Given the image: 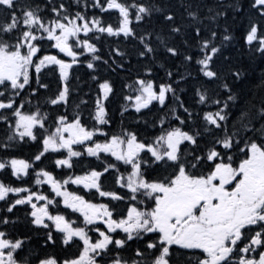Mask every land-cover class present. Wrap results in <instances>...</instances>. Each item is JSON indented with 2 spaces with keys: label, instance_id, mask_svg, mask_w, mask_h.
<instances>
[{
  "label": "snow or ice",
  "instance_id": "obj_1",
  "mask_svg": "<svg viewBox=\"0 0 264 264\" xmlns=\"http://www.w3.org/2000/svg\"><path fill=\"white\" fill-rule=\"evenodd\" d=\"M92 6L117 10L115 22L70 11L65 0L43 7L31 0H0V124L5 128L0 172L18 184L0 180V202L6 206L0 212V264H172L174 254L184 256L183 264H264V97L241 102L235 85L243 72L228 51L234 36L227 25L220 31L219 24L204 23L226 18V12L209 8L210 17H201L189 0L181 5L185 22L167 0H92ZM249 6L255 18H249L243 40L264 56V0H250ZM227 8L244 11L241 0ZM133 17L137 27L146 25L142 31L133 26ZM102 34L138 42L137 59L148 61L123 85L130 91L123 97L129 107L140 113L154 101L165 106L171 94L172 104L156 122L158 134L141 138L124 127L104 131L110 124L104 101L114 92L109 79L98 85L91 127L79 105L71 117L56 115L51 124L39 102L24 111L22 90L31 88L32 77L38 88L48 87L40 82L44 70H58L63 83L48 99L56 106L67 104L73 65L85 63L97 72L102 63L105 71H128L123 63L128 52L111 50L120 63L99 54L92 41ZM161 49L168 60H179L183 74L159 62ZM157 64L164 69L163 82L149 78ZM190 81L194 103L186 106L178 93ZM30 142L36 151L24 158L19 149ZM52 156L50 164L62 171L74 167V157H95L99 163L57 178L44 163ZM110 172L114 190H105L102 178ZM71 185L82 188L69 190ZM97 195L108 202H94ZM18 206L24 207L33 235L15 231ZM73 246L76 250L68 252Z\"/></svg>",
  "mask_w": 264,
  "mask_h": 264
},
{
  "label": "trees",
  "instance_id": "obj_2",
  "mask_svg": "<svg viewBox=\"0 0 264 264\" xmlns=\"http://www.w3.org/2000/svg\"><path fill=\"white\" fill-rule=\"evenodd\" d=\"M31 2L43 7L45 3L51 5L52 3H58L59 0H31ZM128 2L131 3V0H128ZM167 2L170 3L177 16H183L185 22H187L188 18L181 5L182 3L189 2V0H167ZM65 3L71 5L69 9L70 11L85 12L88 18L98 16L106 23H114L118 16L117 10L101 12L99 8H94L92 6V0H87V7H85V0H65ZM77 3H79V7H77ZM191 3L193 5L192 10L199 8V14L201 17H210L211 14L208 11L209 8L226 12V18L219 17L217 21L205 19L204 23L210 28L219 24L220 31H222L225 25L228 26L230 32L234 36V39L229 44L228 51L232 55V63L236 67H239L243 72L241 79L235 85V89L240 93L241 102L250 100L258 103L259 100L264 97V87L261 86L264 84V56L255 50H250L249 45L243 40V35L247 28L249 18H255V13L249 6L250 0H241L244 11L240 13H235L231 8H227V5L233 3V0H191ZM0 16H2V13H0ZM132 23L134 27H137V22L134 20V17ZM153 23L158 24V20H154ZM145 26L146 25H140L137 27V31H142ZM80 36L83 38L84 34L81 33ZM153 39H155V37H153ZM92 42L97 43V47L100 50L99 54L103 59H108L109 63H111L112 59H117V63L121 62L112 54V49L119 47L121 51L128 52L129 55L125 56L123 59L125 68L128 69V71H120L119 69L115 73L105 71V66L102 65V63L100 64V70L97 72L88 69L85 63L73 65V68L70 70L68 82L70 91L67 98V104L61 102L56 106L50 105L48 99L50 97L54 98L59 88L63 86V83L59 81L58 74L52 70L50 77L43 80L48 85V88H39L40 95L32 93V88H35L34 85H32L31 89L21 96V99L26 96L24 100L25 105L32 110L37 102H39L42 111L49 113V124H51L54 116L64 114L65 112L71 117L76 111V106L79 105V111L84 118V121L89 127H91L94 121L90 119V113L94 111V103L99 96L98 85L104 79H109L113 84L114 92L110 94L106 101H104L108 112V118L110 120V124L106 126L104 130L107 132H110L111 130L112 132L118 133L121 127H124L129 131H136L141 138L152 137L158 134L160 125L156 122L160 116L167 112L168 105L172 104L171 94H169L165 106H161L158 102H154L149 105V108L142 109L140 113H137L134 108L129 107L127 102L123 99L125 95L130 94V91L124 89L123 85L133 80L138 71L142 72V64L148 63V61L138 60L135 55V49L138 42L126 40L122 35L120 37H108L107 34H102L99 41H96L93 38ZM159 62L165 63L166 67H171L173 72L178 71L181 74L184 73V68L178 67L180 63L179 60H168L163 54V49L160 50ZM153 72L154 76L149 78L156 79L157 82H163L162 78L166 79L164 69L160 68L158 64L153 66ZM94 75L98 76L99 79L93 80L92 76ZM173 79H177V77L174 76ZM192 83L193 82L190 81L188 84L180 85V88L185 89V92L178 94L181 99L186 102V106L194 103ZM29 100L31 101L30 104L28 103ZM81 101H87V103L82 104ZM122 108H126V111L123 113L121 112ZM154 123H156L155 128L152 127ZM173 123L175 124L177 122L173 121ZM3 136L2 128H0V139H3ZM34 152L35 147L32 145V142L19 149V154L24 158H29ZM74 160L76 162H74L73 165L77 167V169H80V163L83 159L74 157ZM94 160V158L90 159V162H92L90 163L91 165L94 164ZM66 170L67 169L62 171L59 168H55L58 176L57 178L61 177L60 172ZM0 179L4 180L6 184L18 186L17 181L12 180V177L5 172H0ZM27 229L28 226L25 224L21 226L18 225V230L20 231H26Z\"/></svg>",
  "mask_w": 264,
  "mask_h": 264
},
{
  "label": "flooded vegetation",
  "instance_id": "obj_3",
  "mask_svg": "<svg viewBox=\"0 0 264 264\" xmlns=\"http://www.w3.org/2000/svg\"><path fill=\"white\" fill-rule=\"evenodd\" d=\"M0 111H2V110H0ZM104 131H106V130H104ZM108 133L111 134L112 131L110 130V132H108ZM33 146L35 147V151H36L37 145L35 143H33ZM103 155L104 154H102L101 159H103ZM88 158H90V157H88ZM93 158H95V157H93ZM48 159L49 160H54V159H56V157L55 156H52V157H49ZM88 161L89 160H86L85 161V163L83 165V170L80 171L79 174H82L84 171H86L88 169V165H87V162ZM93 162L95 163L93 166H97L98 163H99L98 161H96V158H95V160ZM98 170H99V168H98ZM121 171H123V169H121ZM69 172H72V171H69ZM53 173H54V171H53ZM113 175L114 174L110 172L108 174H105V176L102 178V184H103L105 190H109V189H113L114 190L113 180H112V176ZM78 187L82 188V186H73V185H71L69 190H77ZM33 190H36V188L34 187ZM41 190L44 191L45 194H47V192L50 191V189H49V187L47 185L41 186ZM92 191L94 192L95 190H92ZM81 194H83V192H81ZM86 198L87 199H93L92 196H87ZM94 202H98V203L99 202H104V203H107L108 202V198H99L98 195H97V197L95 198ZM5 207L6 206L2 202H0V212H2ZM120 207H124V205L121 204ZM24 211H25V209H24L23 206H18L17 210L15 211V216H17V217L20 218V223L17 224V226L15 228V231H17L19 233H25V234L33 235L31 229L29 228V226L27 225V222L24 219ZM24 224L28 226V229L26 231H20V230H18V225L21 226V225H24ZM33 243H36L35 236H33ZM133 247H135V244H133ZM75 250H76L75 249V246H73L72 248L68 249V252H74ZM49 251H51V249H49ZM55 251L61 252V248L59 246H57V248L55 249ZM61 254H63V253L61 252ZM177 260H178L179 264H183L184 256L181 255L179 258H177L175 256V254H174L173 255L172 264H177Z\"/></svg>",
  "mask_w": 264,
  "mask_h": 264
},
{
  "label": "rangeland",
  "instance_id": "obj_4",
  "mask_svg": "<svg viewBox=\"0 0 264 264\" xmlns=\"http://www.w3.org/2000/svg\"><path fill=\"white\" fill-rule=\"evenodd\" d=\"M64 55V54H63Z\"/></svg>",
  "mask_w": 264,
  "mask_h": 264
}]
</instances>
